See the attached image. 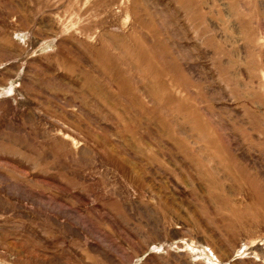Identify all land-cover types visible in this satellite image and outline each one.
Listing matches in <instances>:
<instances>
[{
  "label": "rangeland",
  "instance_id": "obj_1",
  "mask_svg": "<svg viewBox=\"0 0 264 264\" xmlns=\"http://www.w3.org/2000/svg\"><path fill=\"white\" fill-rule=\"evenodd\" d=\"M0 264H264V0H0Z\"/></svg>",
  "mask_w": 264,
  "mask_h": 264
}]
</instances>
